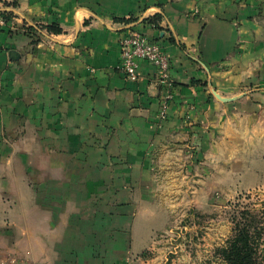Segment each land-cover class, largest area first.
<instances>
[{
  "label": "crops",
  "instance_id": "obj_1",
  "mask_svg": "<svg viewBox=\"0 0 264 264\" xmlns=\"http://www.w3.org/2000/svg\"><path fill=\"white\" fill-rule=\"evenodd\" d=\"M0 14V264H167L183 204L264 191V0H0ZM130 32L168 55L167 84L145 61L121 72Z\"/></svg>",
  "mask_w": 264,
  "mask_h": 264
},
{
  "label": "rangeland",
  "instance_id": "obj_2",
  "mask_svg": "<svg viewBox=\"0 0 264 264\" xmlns=\"http://www.w3.org/2000/svg\"><path fill=\"white\" fill-rule=\"evenodd\" d=\"M183 205L181 212L166 220L164 241L172 251L167 264H219L216 250L232 235L233 216L246 208L261 210L264 191L238 192L228 201L217 202L215 210H188Z\"/></svg>",
  "mask_w": 264,
  "mask_h": 264
},
{
  "label": "trees",
  "instance_id": "obj_3",
  "mask_svg": "<svg viewBox=\"0 0 264 264\" xmlns=\"http://www.w3.org/2000/svg\"><path fill=\"white\" fill-rule=\"evenodd\" d=\"M41 28L54 35L62 32L56 25ZM38 31L27 27L24 32L36 44ZM232 223V235L216 250L219 264H264V207L261 210L243 209L233 216Z\"/></svg>",
  "mask_w": 264,
  "mask_h": 264
},
{
  "label": "built area",
  "instance_id": "obj_4",
  "mask_svg": "<svg viewBox=\"0 0 264 264\" xmlns=\"http://www.w3.org/2000/svg\"><path fill=\"white\" fill-rule=\"evenodd\" d=\"M5 21L0 16V27ZM145 61L156 69L157 78L160 84L169 82L170 59L162 50L159 44L151 42L137 32H130L120 41V65L119 69L129 80L138 78L139 63ZM171 96L162 100L159 118L165 119L168 113V103Z\"/></svg>",
  "mask_w": 264,
  "mask_h": 264
}]
</instances>
